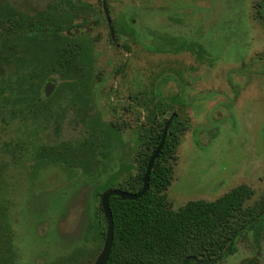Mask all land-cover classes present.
<instances>
[{"label":"rangeland","instance_id":"obj_1","mask_svg":"<svg viewBox=\"0 0 264 264\" xmlns=\"http://www.w3.org/2000/svg\"><path fill=\"white\" fill-rule=\"evenodd\" d=\"M79 1L85 8L74 22L88 23L78 39L88 55L83 87L54 79L50 94L30 104L16 86L28 68L12 66L0 78L6 235L19 264L94 263L104 242L95 227L103 226L101 194L136 172L152 117L165 124L176 114L186 125L169 161L173 210L242 184L253 191L245 206L264 194V0H105L114 39L102 0ZM55 3L0 0L28 16ZM88 144L92 155L80 151ZM40 149L84 164L34 167ZM254 258L264 264V239L256 245L246 234L218 261Z\"/></svg>","mask_w":264,"mask_h":264},{"label":"trees","instance_id":"obj_2","mask_svg":"<svg viewBox=\"0 0 264 264\" xmlns=\"http://www.w3.org/2000/svg\"><path fill=\"white\" fill-rule=\"evenodd\" d=\"M54 1L49 9L32 16L0 4V78L3 71L12 66L28 68L29 77L18 75L16 86L23 92L25 88L28 90L24 93H30L27 94L30 104L42 102L45 95L40 96L39 90L51 79H56V87L60 84L69 90L83 87L82 74L88 55L87 48L78 39L88 23L74 20L85 4L79 0ZM155 119L152 117L150 127L140 133L136 172L116 189L140 191L147 162L160 141L164 126ZM185 129L186 125L177 122L175 114L153 164L149 188L142 197L135 201L109 198L113 242L107 264H182L187 257L220 264L221 257L236 252V242L243 235L251 234L256 245L264 239V194L251 206H245L253 196L247 185H239L215 201L195 200L177 210L171 208L165 195L172 179L169 161L178 143V133L182 134ZM83 148L88 154L91 145L82 146L80 151ZM83 164V159L73 153L66 155L61 150L40 149L33 166L54 165L72 170ZM97 211L103 226L96 224V233L103 241L106 223L100 205ZM242 264L258 262L254 258Z\"/></svg>","mask_w":264,"mask_h":264},{"label":"water","instance_id":"obj_3","mask_svg":"<svg viewBox=\"0 0 264 264\" xmlns=\"http://www.w3.org/2000/svg\"><path fill=\"white\" fill-rule=\"evenodd\" d=\"M102 7H103L104 15H105V18H106V21L108 24L110 37H111V39H114L113 30H112L111 25H110V18L108 15V10H107L105 0H102ZM54 83H55L54 80H51L50 82H48V84L46 85V88L44 90L45 96H48L50 94V92L53 90ZM172 118H173V116H171L169 118V120L166 122V124L164 125L162 133H161L160 141H159L157 147L155 148V150L152 152V154H151V156L147 162L145 173L141 179L142 187H141L140 191L137 193H131V192H125V191H122L119 189H109V190H106L105 192H103L101 194L100 207H101V211H102L105 223H106V232H105V238H104L102 249H101L99 255L97 256V258L93 264H107V261H108V258H109L110 252H111V248H112L113 220H112V215H111V211L109 208V198L112 196H115V197H118L122 201H135V200L139 199L140 197H142L147 192V190L149 188V177H150V173H151L153 164H154L155 160L158 158V156L161 152V149L164 145L166 134H167L168 128L171 124ZM190 261L194 262L195 264H207L206 261H202V260H199V259L194 258V257L185 258L184 261L182 262V264H188Z\"/></svg>","mask_w":264,"mask_h":264},{"label":"flooded vegetation","instance_id":"obj_4","mask_svg":"<svg viewBox=\"0 0 264 264\" xmlns=\"http://www.w3.org/2000/svg\"><path fill=\"white\" fill-rule=\"evenodd\" d=\"M101 6H102V1H101ZM259 8H260V5H259ZM102 10H103V7H102ZM107 10H108V8H107ZM103 13H104V11H103ZM108 15H109V13H108ZM104 17H105V15H104ZM109 18H110V16H109ZM105 20H106V18H105ZM106 23H107V21H106ZM110 25H111V20H110ZM107 26H108V24H107ZM111 28H112V26H111ZM75 33H77V31H75ZM51 80H54V79H51ZM171 116H173V118L171 120V123H172L173 119L175 118V114L170 115V117ZM169 118H168V120H169ZM168 120H166V122ZM64 171H66V170H64ZM31 178L34 179L32 174H31ZM3 189H4V175H3V169H2V170H0V264H19L20 258L18 256V250H17V252L15 251V248H13L11 246V244H12L11 238H9L6 235L7 232H6V222H5V214H4V191H3Z\"/></svg>","mask_w":264,"mask_h":264}]
</instances>
